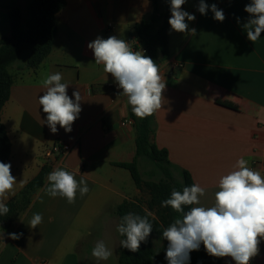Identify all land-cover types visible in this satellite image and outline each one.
Listing matches in <instances>:
<instances>
[{
	"label": "crops",
	"instance_id": "0c3cea01",
	"mask_svg": "<svg viewBox=\"0 0 264 264\" xmlns=\"http://www.w3.org/2000/svg\"><path fill=\"white\" fill-rule=\"evenodd\" d=\"M199 2L186 0L182 5L195 16L194 21L185 20L189 31L168 33L170 55L159 65L166 88L162 107L154 113L153 141L205 188L201 205L210 207L220 177L234 170L241 157L264 176V33L254 43L247 38L243 25L249 14L244 9L250 0H205L209 10L203 15ZM212 4L223 10L222 22L214 19ZM19 5L0 0V39L11 33L9 9ZM153 10L152 0H67L57 15L58 34L48 57L38 68L23 63L11 71V96L0 122L11 142L8 163L17 183L15 195L5 203L44 167L49 173L56 168L75 173L77 181L83 176L89 192L83 197L77 192L75 203L69 204L43 191L46 178L12 228L0 222V264H109L111 259L118 264L123 248L115 209L142 196L131 171L122 166L138 160L136 129L135 124L122 126L125 119L133 120L132 106L121 95L123 90H113L114 77L95 63L88 44L105 39L111 24L117 38L144 54L134 28ZM193 28L195 35L190 34ZM56 72L69 84L70 98L75 100L74 91L81 92V111L71 132L57 125L52 133L43 123L47 114L39 104L45 91L41 80ZM57 142L69 144L70 151L51 154ZM36 213L43 220L31 228ZM9 233L22 236L13 240ZM98 240L113 251L107 261L91 255ZM223 261L236 264L231 257ZM250 264H264V238Z\"/></svg>",
	"mask_w": 264,
	"mask_h": 264
},
{
	"label": "clouds",
	"instance_id": "9594fccd",
	"mask_svg": "<svg viewBox=\"0 0 264 264\" xmlns=\"http://www.w3.org/2000/svg\"><path fill=\"white\" fill-rule=\"evenodd\" d=\"M186 0H170L171 17L168 21L171 29L185 33L189 31L187 21H194L195 16L182 9ZM209 10L205 0H200L198 11L203 15ZM214 19L222 22L225 19L223 10L216 4L210 7ZM249 19L243 25L247 38L256 42L264 33V0H250L245 6ZM195 35L196 29L190 30ZM93 51L95 63L103 65V70L110 73L121 95L127 98L132 112L140 119L152 116L162 107V93L166 82L160 74L159 67L151 57L141 51H134L129 42L117 36L107 39L97 37L88 44ZM62 74L56 72L46 75L41 80L45 91L39 97V104L46 113V123L52 133L57 132V125L66 132H71L72 123L81 111V92L67 94L68 83L62 82ZM47 185L43 191L50 197L66 198L74 204L79 192L83 197L89 192L83 176L77 181L75 173L56 168L47 175ZM16 177L11 173V164L0 162V216L10 211L5 201L15 195ZM218 191L214 194V205H201L200 198L205 195V188L199 183L175 188L170 198L162 201V207H170L180 216L162 231L167 240L165 259L168 264H189L190 253L199 250L203 244L206 252L213 257H231L236 264H250V260L259 253L260 239L264 238V176L261 172L249 167V161L241 157L236 161L234 170L220 177ZM184 206H193L185 212ZM151 212L139 215L125 214L117 232L125 237L120 240V247L129 252L140 250L141 242L147 243L153 230L149 217ZM43 217L36 213L29 222L31 228L42 223ZM22 233H9L13 240L19 239ZM96 261H107L113 255L103 240H98L91 250Z\"/></svg>",
	"mask_w": 264,
	"mask_h": 264
},
{
	"label": "trees",
	"instance_id": "16d2710c",
	"mask_svg": "<svg viewBox=\"0 0 264 264\" xmlns=\"http://www.w3.org/2000/svg\"><path fill=\"white\" fill-rule=\"evenodd\" d=\"M165 10L162 11L159 0H152L153 12L139 22L134 28V35L139 39L144 49V55L151 57L158 67L169 55L168 33L171 26L168 21L171 16L170 0H165ZM67 6V0H30L28 4V17H24L19 7L9 9L11 33L0 39V112L11 96L14 82L10 71L12 65L21 57L25 49L29 50L26 59L28 68H38L48 57L53 49L58 34L57 15ZM131 117L135 122L138 160L132 164H123L129 169L141 191L148 194L149 199L143 202L142 196L136 200H126L115 209V215L121 218L129 213L145 215L153 224L147 243L141 242L139 252L132 253L122 249L119 254L118 264H154L155 246L153 238L162 237V231L168 227L175 218L180 216L170 207H162V201L170 198L171 191L175 188L182 191L183 187L194 183L192 175L187 170H181L169 159L166 149H160L153 141L154 114L144 119L138 118L132 111ZM11 156V142L7 129L0 122V162L8 163ZM150 159L162 172L159 180H147L139 168L140 158ZM180 171V177L174 171ZM49 173V168L44 167L37 177L11 201L7 203L10 211L7 215L0 216V222L7 228H12L21 215L29 208L34 194L44 185ZM193 206H184L185 212ZM122 237V236H121ZM125 237H122L124 239ZM164 240V249H167V240ZM189 264H225L223 258L210 256L204 245L199 250L190 253Z\"/></svg>",
	"mask_w": 264,
	"mask_h": 264
},
{
	"label": "rangeland",
	"instance_id": "374dc122",
	"mask_svg": "<svg viewBox=\"0 0 264 264\" xmlns=\"http://www.w3.org/2000/svg\"><path fill=\"white\" fill-rule=\"evenodd\" d=\"M160 1V8L162 11L165 10V0H159ZM30 0H11V4H20L19 7L22 9L23 11V15L24 17H28V4H29ZM29 54V50L25 49L23 54L21 55V57L12 65V67L10 68V71H13V69H15V66L20 65V64H26V59L27 56ZM139 168L140 171L143 175V177L147 180H159L162 177V172L156 167L155 163L152 162L150 159L147 158H140L139 159ZM174 171V170H173ZM175 176L177 178L180 177V171H174ZM143 198V202L145 204V202L149 199L148 194H143L142 196ZM97 233L93 234V237L96 236ZM92 238V237H91ZM154 241V246H155V250H156V254H155V263L154 264H168V261L165 259V249H164V240L159 237L156 236L153 238ZM116 260H112L109 262V264H116L115 263Z\"/></svg>",
	"mask_w": 264,
	"mask_h": 264
},
{
	"label": "built area",
	"instance_id": "2783aa9c",
	"mask_svg": "<svg viewBox=\"0 0 264 264\" xmlns=\"http://www.w3.org/2000/svg\"><path fill=\"white\" fill-rule=\"evenodd\" d=\"M113 32H112V25H108L106 31H105V39H107L109 36H113ZM115 36V35H114ZM113 90L115 91H121L122 89L118 87V84L115 83L112 85ZM135 122L130 119L127 118L122 122V126H127V125H134ZM71 146L67 143H61V142H57L55 143L51 149H50V153L54 154V155H63L65 153H67L68 151H70ZM261 166L264 168V161L261 162Z\"/></svg>",
	"mask_w": 264,
	"mask_h": 264
}]
</instances>
